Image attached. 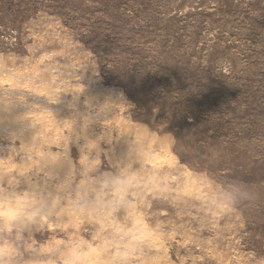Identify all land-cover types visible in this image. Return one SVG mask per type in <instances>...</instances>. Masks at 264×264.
I'll list each match as a JSON object with an SVG mask.
<instances>
[{"label": "rangeland", "instance_id": "obj_1", "mask_svg": "<svg viewBox=\"0 0 264 264\" xmlns=\"http://www.w3.org/2000/svg\"><path fill=\"white\" fill-rule=\"evenodd\" d=\"M81 159L128 178L81 207ZM43 200L60 214L25 225ZM67 240L87 264H264V0H0V264Z\"/></svg>", "mask_w": 264, "mask_h": 264}, {"label": "clouds", "instance_id": "obj_2", "mask_svg": "<svg viewBox=\"0 0 264 264\" xmlns=\"http://www.w3.org/2000/svg\"><path fill=\"white\" fill-rule=\"evenodd\" d=\"M67 172L68 182L83 181L79 184L81 191L75 193L76 198L72 202L81 207H94L104 200L113 198L116 194L115 190L120 187L121 182L128 178V171L125 168L118 171L113 169L111 175L99 174L87 159L79 160L74 172L71 167ZM59 214L55 202L43 200L35 206L30 205L25 211L19 212L18 216L26 225L31 220L39 222L41 217L55 220ZM79 248L80 245L75 240H67L65 243L53 244L44 248L34 247L27 243L24 247L15 248L11 254L12 258H3L2 264H87L86 261L77 258V249ZM80 251L81 253L86 251V246Z\"/></svg>", "mask_w": 264, "mask_h": 264}]
</instances>
